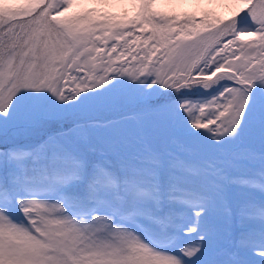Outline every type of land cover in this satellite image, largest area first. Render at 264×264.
Listing matches in <instances>:
<instances>
[{"label":"snow or ice","instance_id":"snow-or-ice-1","mask_svg":"<svg viewBox=\"0 0 264 264\" xmlns=\"http://www.w3.org/2000/svg\"><path fill=\"white\" fill-rule=\"evenodd\" d=\"M128 4L0 0V264H264V0Z\"/></svg>","mask_w":264,"mask_h":264},{"label":"rangeland","instance_id":"rangeland-1","mask_svg":"<svg viewBox=\"0 0 264 264\" xmlns=\"http://www.w3.org/2000/svg\"><path fill=\"white\" fill-rule=\"evenodd\" d=\"M10 3H15L16 0H9ZM94 7L96 5H88ZM157 10L165 14H173L175 9L181 14H187L192 10L196 15L198 12H202L204 9L207 12H212L220 17H227L235 11L231 4V0H157ZM103 10L121 14L124 11L131 13V7L128 4V0H109V6ZM73 11H79V9H73ZM198 16V15H197ZM196 16V17H197Z\"/></svg>","mask_w":264,"mask_h":264},{"label":"trees","instance_id":"trees-1","mask_svg":"<svg viewBox=\"0 0 264 264\" xmlns=\"http://www.w3.org/2000/svg\"><path fill=\"white\" fill-rule=\"evenodd\" d=\"M162 1H164V0H161V2H162ZM166 1H168V0H166ZM177 10H178V9H175V10L173 11V14L180 15V12L177 11ZM205 12H207V11H205V9H204L201 13L198 12V14H197L198 16H197L192 10H190V11L187 12V15H194V16L200 17V16H202ZM232 13H233V12H232ZM232 13H231V14H232ZM231 14H230V15H231ZM230 15H229V16H230ZM229 16H227V17H222V18H225V19H226V18H228Z\"/></svg>","mask_w":264,"mask_h":264}]
</instances>
